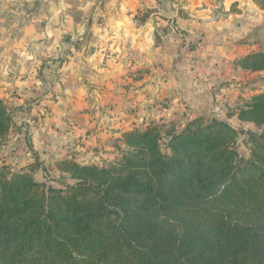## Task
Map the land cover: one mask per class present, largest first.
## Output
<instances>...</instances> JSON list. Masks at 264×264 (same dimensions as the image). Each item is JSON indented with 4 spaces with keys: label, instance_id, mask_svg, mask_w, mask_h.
<instances>
[{
    "label": "trees",
    "instance_id": "16d2710c",
    "mask_svg": "<svg viewBox=\"0 0 264 264\" xmlns=\"http://www.w3.org/2000/svg\"><path fill=\"white\" fill-rule=\"evenodd\" d=\"M236 63L264 71V51ZM237 117L261 129L246 159L237 130L194 117L125 133L108 166L57 163L59 188L1 171L0 264H264V94ZM12 126L0 100V139Z\"/></svg>",
    "mask_w": 264,
    "mask_h": 264
},
{
    "label": "crops",
    "instance_id": "0c3cea01",
    "mask_svg": "<svg viewBox=\"0 0 264 264\" xmlns=\"http://www.w3.org/2000/svg\"><path fill=\"white\" fill-rule=\"evenodd\" d=\"M30 1L33 0L26 3L29 9L32 4L34 11H26V22L19 34L11 39L0 33V95L5 99L15 97L13 105L27 107V115L33 117L29 120L32 126L27 128L29 149L44 160L70 155L76 159L85 148L99 146L107 133L128 131L131 118L123 111L132 105H148V99H154L153 94L144 96L148 91H154L156 97L168 95L179 105L185 102L186 112L208 113L210 104L203 86L188 83L183 72L192 70L194 65L202 66L210 81L225 79L228 69L223 68L224 64L245 55L235 41L259 25L254 23L259 21L255 14L244 9L247 0H230L229 5L241 12L228 15L225 21L217 18L218 22L212 24H199L197 20L186 24L173 19L175 16L167 17L165 33L173 32V22L186 32L170 37L161 52H154L147 32L148 26H152L150 19L139 29H133L130 19L124 17L114 22V31L119 32L122 41L135 44L138 52L129 61L126 52H58L55 45L64 39L87 38L84 35L94 26L93 11L98 4L109 14L115 9L119 16H124L123 10L132 14L142 6L138 0ZM41 5L44 11L39 12ZM199 15L200 12L196 18ZM224 23L228 24L226 32L221 30ZM198 24L203 39L195 43ZM184 38L191 45L189 52H183L189 46ZM184 56L187 62L182 59ZM177 107H171L173 112L179 110ZM19 139L25 138L20 135Z\"/></svg>",
    "mask_w": 264,
    "mask_h": 264
},
{
    "label": "rangeland",
    "instance_id": "374dc122",
    "mask_svg": "<svg viewBox=\"0 0 264 264\" xmlns=\"http://www.w3.org/2000/svg\"><path fill=\"white\" fill-rule=\"evenodd\" d=\"M33 1H30V3ZM138 1L141 2L142 6L133 11L132 14L128 12V10H123L124 16H119L115 9L110 10L109 14L108 10H105L103 6L101 7V5L98 4L95 11H93L94 26L90 27V30H92L87 31L88 34L84 35L85 37L87 36V38L83 40L64 39L62 42H58L59 44L55 45L60 49L57 48L59 50L58 52H126V59L130 61L132 56L136 57L134 52L138 51H136L134 43L126 40L122 41L119 37V32L115 33L114 22L116 20L124 19V17L129 18L134 25L132 26L133 29H139V26H141L144 21L150 19L152 26H148V40L152 42L151 46H153V51L155 52L159 51L163 44L169 42L168 39L170 37L177 33L178 35L179 33H182V35L184 34L185 30H181L179 28L180 25L178 26L175 22H173L174 24L171 26L173 32L170 31V33H165V23L169 20L167 17L175 16L173 19L184 20L186 24L190 23L192 20H197L201 22L199 24L204 25V23L212 24L218 22L215 20L217 18L225 21L229 18L228 15L241 12L239 8L229 5L230 0ZM26 2L27 0H0V33H6V36L11 37V39H13L12 35L17 36L19 34L26 22V11H34V9L32 10V4H30L29 9V5ZM247 2L249 3L244 4V9H247L249 14L252 12L255 14V19L259 21L255 22L254 20V23L259 25L252 27L246 36L241 35V39L238 38L235 41L236 46L242 48V52H245V55L228 60V62L224 64L223 68L228 69V72L224 74L225 79L210 81L209 76H206V73L202 72V66H197V68L194 65L192 70L183 72L188 83L191 85L195 83L198 86H203V94L208 96L206 100L210 104L208 113L203 111L194 113L186 112L185 109H187V106L185 102L181 101V105H179L180 103L173 101V98L168 95L167 97H156L154 91L153 93L148 91L144 96L147 98L153 94L154 98L151 102L150 99H148V105L142 107L141 105H132L130 108L127 107L128 109L123 111V114L131 118L132 126L129 127L130 129L128 131L121 134L116 132H112L111 134L107 133V137L101 141L99 146L90 149L85 148L82 151V156L80 155L76 159L70 155L62 156L61 158L51 156L47 160H44L29 149L30 145L27 140V128L32 126L29 120L33 117L31 116L32 118H29L27 115V107L22 108V106L13 105L16 101L15 97L5 99L3 95H0V100L5 101L13 115L12 128L4 138L0 139V172L6 171L5 169L12 172L26 169L27 172L31 173L35 182L59 188L62 183L71 184L73 181L70 180L68 173L58 169L56 166L57 163L72 161L80 166H96L98 168L108 166L116 162L120 157V152L124 150L122 139L125 133L134 130L142 131L149 125H160L169 122H174L178 127H181L190 118L194 117H214L218 120L227 122L231 127L237 130V151L241 158L246 159L251 147L246 133L259 134L261 129H258L251 123L239 121L237 114L241 109L251 103L253 96L264 94V71L251 72L250 70L242 69L236 63V61L244 58L248 54L264 51V11H262L253 0H247ZM143 6L145 7L141 8ZM42 8L41 5L39 12L44 11L41 10ZM224 8H228V10L225 11L223 10ZM181 12L183 14H181ZM199 12V18H196ZM202 13L206 14L205 17L201 16ZM259 16H261V18H259ZM170 18L172 19V17ZM9 21L12 23L10 24ZM195 24L194 22V25ZM199 24L196 25L197 35L194 37L195 43L203 39L202 29L199 28ZM226 24L227 23H224L223 27L221 26V30L225 32L228 30V24ZM193 29L194 27H192V30ZM181 37L183 38V36ZM183 40L185 44H189L187 39L184 38ZM183 42L182 45H184ZM232 42L233 41L229 42V44H232ZM190 46L189 44V46L185 47L183 52H189ZM47 47L49 48V44H47ZM149 50L152 51V48H149ZM137 58L140 60L139 57ZM182 59L186 60L187 56H184ZM190 84L188 86H190ZM7 90H9V88ZM159 94L160 93H158V96ZM9 99L13 101H9ZM176 105L179 106L177 107ZM32 107L31 105L29 106L30 109ZM171 107H173V109L177 107V109L182 111L176 110L173 112ZM102 129L105 128L102 127ZM20 135L22 138H25L23 141H20ZM86 154H88L87 157H85Z\"/></svg>",
    "mask_w": 264,
    "mask_h": 264
}]
</instances>
